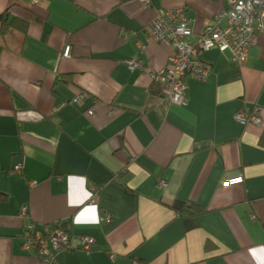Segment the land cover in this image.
<instances>
[{"label": "crops", "instance_id": "crops-1", "mask_svg": "<svg viewBox=\"0 0 264 264\" xmlns=\"http://www.w3.org/2000/svg\"><path fill=\"white\" fill-rule=\"evenodd\" d=\"M225 4L0 0L29 23L0 18V264H41L23 247L31 221L94 238L58 264H264V33L245 62L205 52L212 72L187 79L186 105L159 99L149 73L173 53L144 30L158 10L185 8L195 41ZM256 105L259 123L236 118ZM175 200L207 211L187 229Z\"/></svg>", "mask_w": 264, "mask_h": 264}, {"label": "built area", "instance_id": "built-area-1", "mask_svg": "<svg viewBox=\"0 0 264 264\" xmlns=\"http://www.w3.org/2000/svg\"><path fill=\"white\" fill-rule=\"evenodd\" d=\"M225 6L214 17V22L206 25L195 41L187 39L193 31V19L185 8L160 9L144 30L149 39L163 42L173 47L167 65L159 70H150L152 79L159 84L161 92L159 99L169 104L186 105L187 79L205 80L212 72V64L204 59L203 54L213 48L222 52H230L233 61L245 62L251 49L257 44L259 33H264V0H224ZM144 7L151 6V0H141ZM128 39V33H125ZM139 52L145 51L146 45L137 40ZM71 44H66L63 56L71 55ZM132 67L143 68L139 60ZM259 106H254L249 112L240 110L236 118L242 122L259 123L261 117L257 114ZM93 113V110L89 111ZM17 169L21 165L16 166ZM242 176L227 178L224 184L241 182ZM160 184L165 181L160 180ZM92 188V199L96 194ZM26 207L22 210L25 215ZM109 218V216H108ZM251 218H255L251 214ZM95 240L89 235L76 236L62 227L52 231L37 232L35 223L31 221L26 229L23 247L35 250L40 256L41 264H58V254L62 251L76 249L92 250Z\"/></svg>", "mask_w": 264, "mask_h": 264}, {"label": "trees", "instance_id": "trees-1", "mask_svg": "<svg viewBox=\"0 0 264 264\" xmlns=\"http://www.w3.org/2000/svg\"><path fill=\"white\" fill-rule=\"evenodd\" d=\"M2 20V29L6 30L9 27H17L20 28L24 31L27 30L28 28V22L22 19L18 18H13L9 20L8 14H3L0 16ZM152 92L154 94H160L161 88L158 83L155 81L153 82V87H152ZM170 207L176 210L178 213L183 214L186 216L187 221H186V227L187 229H191L192 227L195 226L194 218L204 212L207 211V209L204 206L198 205V204H193V203H188V202H183L180 200H175L172 204H170ZM66 231L67 228H65V225L60 226Z\"/></svg>", "mask_w": 264, "mask_h": 264}]
</instances>
